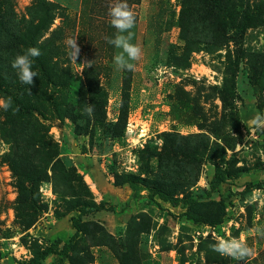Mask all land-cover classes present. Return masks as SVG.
Segmentation results:
<instances>
[{
    "label": "rangeland",
    "instance_id": "1",
    "mask_svg": "<svg viewBox=\"0 0 264 264\" xmlns=\"http://www.w3.org/2000/svg\"><path fill=\"white\" fill-rule=\"evenodd\" d=\"M229 3L231 13L253 17L235 70L228 68L229 56L237 58L234 30L222 32L226 19L203 0H141L130 7L136 17L131 42L142 55L133 62L122 130L124 71H115L113 60L99 51L100 41L116 33L104 25L109 8L99 14L86 0H0V100L12 95L32 109L20 116L0 107V264H28L54 241L68 242L76 232V201L114 210L85 217L74 251L66 258L52 254L44 264H264V238L253 231L264 227V203L251 202L253 192L237 195L247 182L263 178L260 172L222 186L218 199L232 196V204L218 227L196 225L183 205L157 204L146 192L133 199L121 184L125 175L141 176L181 199L205 195L218 167L264 166V130L248 126L257 111L264 112V10L256 13L264 0ZM45 8L50 23L38 46L43 55L47 46L59 47L50 65L57 75L72 77L68 90L44 84L35 64L38 77L30 86L11 67L29 48L26 37ZM68 37H76V60L66 47ZM91 56L110 69L98 77L101 112L89 117L78 85L86 84ZM174 146L197 158L174 154ZM258 191L264 198V189ZM215 208L204 210L211 215ZM241 235L255 253L244 260L210 247L217 236Z\"/></svg>",
    "mask_w": 264,
    "mask_h": 264
},
{
    "label": "trees",
    "instance_id": "2",
    "mask_svg": "<svg viewBox=\"0 0 264 264\" xmlns=\"http://www.w3.org/2000/svg\"><path fill=\"white\" fill-rule=\"evenodd\" d=\"M109 1L106 3V7L103 5L105 0H86L91 5V11L94 13L98 11L99 14H103L106 8H109ZM141 0H127L129 7L133 5H139ZM188 2V0H187ZM204 5H207L209 11L215 10L218 12L222 18L226 19L224 23L219 25V29L222 32H225L228 27H231L234 30V34L231 37L232 42L236 47L237 58L235 61L229 56V70H235L239 68L241 61L243 60V39L244 35L247 32L251 20L253 17L249 14H244L241 16L236 13H231L229 0H203ZM108 4V5H107ZM264 10L263 6H260L256 9V13L262 14ZM48 8H45V14L39 24H37L26 37L27 44L29 47H36L40 50L38 46V37L40 34L47 29V25L50 23ZM249 13V12H248ZM93 16V15H92ZM94 18V17H93ZM219 21L220 18L216 17ZM109 23H104V25H109ZM98 31L102 29L96 26ZM13 40H19L16 35H11ZM59 47L57 45L47 46V53L45 55H51L50 59H47L45 55L41 54L38 58H34V64L36 65L42 82L46 85L55 84L58 88H63L65 90L71 89L74 86L73 79L70 75L60 76L54 71L50 62L53 61L52 58L59 55ZM99 51L101 54H104L105 57L110 58V61L113 60L115 48L108 44L106 41L101 40L99 45ZM48 60V61H47ZM89 70L86 76V84L78 85V93L81 97H84L88 104H93L95 114L101 112L102 104L99 101L100 95V86L98 83V77L100 72L107 71L110 67L103 65L101 58L99 56H91L88 59ZM133 71H124L123 79V100L121 103L120 109V118L119 122L122 125V130H124L126 121L129 115V91L132 84ZM12 98L14 108H18L17 113L20 116H25L32 113V109L27 107V105L17 97L10 95ZM86 105V104H85ZM103 115V114H102ZM70 118L77 120L75 115H70ZM105 117H102L104 119ZM113 134L116 130L111 129ZM173 153L176 155H183L196 159L197 156L195 153L191 152L189 149L183 147L174 146ZM257 172H260L264 176V166L258 164L253 168H240L234 171L223 169L218 167L215 171L213 180L210 183V190L205 195H185L183 198H176L171 193L165 191L158 181L151 180L148 178H143L136 175H125L121 179V184L127 185L132 191V198L139 199L142 196L143 192H146V196L152 202L158 204V200L163 202H168L174 206L183 205L187 211L184 213L188 221L196 225H207L210 227H218L223 225L227 221V206L232 204L230 201L232 196L228 199L220 197L221 188L225 184L231 182H236L246 175H252ZM264 189V177L260 178L254 182H247L244 186L242 193L237 195L242 196L244 194L253 192V190H263ZM230 201V202H229ZM215 204V213L209 214L204 210V207ZM74 209L79 213L78 217L73 219V227L75 229V235L68 241L63 242L61 239L54 241L49 247L44 251L38 252L34 259H32L28 264H44V262L52 255L56 254L63 258L68 257L75 249L76 239L84 232L83 220L85 217L92 215L100 211H113L114 208L106 207V204L97 205L89 201H76L73 204Z\"/></svg>",
    "mask_w": 264,
    "mask_h": 264
},
{
    "label": "clouds",
    "instance_id": "3",
    "mask_svg": "<svg viewBox=\"0 0 264 264\" xmlns=\"http://www.w3.org/2000/svg\"><path fill=\"white\" fill-rule=\"evenodd\" d=\"M109 16L112 27L116 30L113 37H106V42L112 45L118 51L113 56V65L115 71H134L135 63L142 55V49L137 44L132 43L131 29L135 26V13L129 7L127 0H114L109 5ZM66 47L69 50L70 57L76 60L79 53V46L76 42V37L66 38ZM41 52L36 47L27 48L22 54H18L11 62V67L22 84L33 85L34 78L38 77V72L33 70L34 58H38ZM30 91V89H29ZM0 107L5 111L11 109L13 113L18 111V108H13L11 97L6 100H0ZM95 111L93 104H87L84 108V113L91 117ZM248 126L253 130H264V112L257 111L249 120ZM251 202L260 200L264 203V198L260 196L258 190H253ZM255 234L264 238V227L253 229ZM211 249L222 257H229L235 260H244L253 256L254 249L250 247L243 235L239 237L225 238L217 236L215 243L210 245Z\"/></svg>",
    "mask_w": 264,
    "mask_h": 264
}]
</instances>
